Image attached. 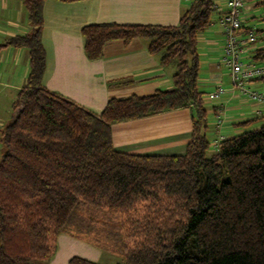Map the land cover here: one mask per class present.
Returning <instances> with one entry per match:
<instances>
[{
  "label": "trees",
  "instance_id": "16d2710c",
  "mask_svg": "<svg viewBox=\"0 0 264 264\" xmlns=\"http://www.w3.org/2000/svg\"><path fill=\"white\" fill-rule=\"evenodd\" d=\"M44 1L23 0L30 31L0 44L27 49L29 66L11 119L0 128V264H41L63 232L121 255L116 264H264V124L216 147L204 133L196 39L214 1H191L174 26H84L89 59L109 41L140 38L161 65L175 66L171 90L111 98L99 115L42 85ZM176 108L193 112L182 155L114 149L113 122ZM160 195L168 208L151 204ZM100 239L118 247L103 248ZM67 264L101 263L74 256Z\"/></svg>",
  "mask_w": 264,
  "mask_h": 264
},
{
  "label": "crops",
  "instance_id": "0c3cea01",
  "mask_svg": "<svg viewBox=\"0 0 264 264\" xmlns=\"http://www.w3.org/2000/svg\"><path fill=\"white\" fill-rule=\"evenodd\" d=\"M191 1L45 0L41 33L46 52L43 87L97 115L111 98L171 90L175 66L161 65L158 57L148 52L143 39L133 38L128 43L123 40L109 41L104 44L99 58L89 59L84 51L85 39L81 29L95 23L178 25L181 14L189 8ZM223 1H214L215 16L196 39L199 91L205 93L206 90L209 94L217 86L225 90L209 108L208 99L203 98L206 109L204 133L212 144L251 129L258 123L264 124V105L243 97L237 89H233L229 69L221 62L224 34L217 22V13ZM258 4H262L261 10ZM249 9L253 13L259 10L264 17V0H244L241 11L244 32L254 27V21H247L244 15ZM247 16L254 18L253 14ZM263 26L264 22L257 25L258 33H264ZM30 29L23 0H0V44L10 36L24 35ZM256 38L255 43L244 46L243 60L262 61L261 64H264V37ZM27 54L25 48L4 46L0 49V113L4 114L0 118V128L10 121L12 102L26 82L29 72ZM256 81H251V86L262 89V84ZM257 110L261 112L257 113ZM192 116L191 108H176L113 122V147L116 151L129 154L182 155L191 140ZM248 120L251 122L245 126L238 124ZM74 256L101 264L123 261L119 254L104 251L86 239L73 236L71 232H63L56 239L53 256L41 264H67Z\"/></svg>",
  "mask_w": 264,
  "mask_h": 264
},
{
  "label": "built area",
  "instance_id": "2783aa9c",
  "mask_svg": "<svg viewBox=\"0 0 264 264\" xmlns=\"http://www.w3.org/2000/svg\"><path fill=\"white\" fill-rule=\"evenodd\" d=\"M244 0H224L217 16V22L224 34V46L221 62L229 69L233 89L247 98L264 105V93L249 89L251 81L264 77V64H257L253 60L241 59L244 46L255 43L258 38L257 26L244 32L241 20V11ZM264 30V26H263ZM244 32V33H243ZM225 92L217 86L208 94V99L217 100ZM261 112L257 110V113ZM256 113V114H257ZM216 147V143H213Z\"/></svg>",
  "mask_w": 264,
  "mask_h": 264
},
{
  "label": "rangeland",
  "instance_id": "374dc122",
  "mask_svg": "<svg viewBox=\"0 0 264 264\" xmlns=\"http://www.w3.org/2000/svg\"><path fill=\"white\" fill-rule=\"evenodd\" d=\"M214 1H216V0H214ZM258 1H260V0H258ZM259 5V10H261L260 9V7H262V4H258ZM243 9V8H242ZM259 10H257V11H255V13H253V12H251V9H249V11L248 10H246V13H247V15H249V14H253V16H254V18H252V19H250L247 15H246V13L244 14L245 15V18L247 17V21H254V22H252V23H254L253 25L254 26H257L258 24H260V23H262V22H264V17L262 16L261 17V15L259 14ZM251 12V13H250ZM241 13V12H240ZM215 14V12L213 11V13L211 14V19L210 20H212L213 19V16H215L214 15ZM217 16V15H216ZM246 21V22H247ZM243 23H245V20H244V22ZM258 36L260 37V36H262V37H264V33H262V32H259L258 33ZM241 59L243 60L244 58H243V56L241 57ZM246 60V59H245ZM244 60V61H245ZM257 64H261V62L262 61H255ZM256 81V80H255ZM256 82H259V83H261L262 85V87H260V88H262V89H259V88H255L254 86L252 87L251 86V84H249V89H251V90H254V91H258V92H261V93H264V78H260V79H257V81ZM205 93H203V98H204V100H205V98L206 99H208V91H204ZM209 101V102H208ZM208 103L209 104H207V108H209L210 106H211V104H214V102H215V100H210V99H208ZM11 114H12V109H11ZM6 115H8V114H6ZM5 115V116H6ZM10 116V115H9ZM8 116V117H9ZM4 117V114L3 115H1V113H0V118H3ZM7 117V118H8ZM8 122V121H7ZM4 124H6V123H4ZM260 125H262V122L261 123H258L257 125H255V126H253V127H250L251 129L252 128H256V127H259ZM0 127H1V124H0ZM3 150H4V146H3V144H2V142L0 141V154L3 152ZM152 205H154L156 208L157 207H160V206H166L167 208H168V206L167 205H165V204H167V201H166V198H165V195H160V199L158 200V201H156V202H153V203H151ZM164 204V205H163ZM150 216H153V215H156V217H158V216H160V215H162V213L161 212H157V213H150L149 214ZM121 217H124V215H121ZM111 236V235H110ZM110 236H109V238H110ZM85 237H83L82 239H84ZM86 239H88V238H86ZM90 242V241H89ZM99 243H100V245L101 246H103V248H106V249H112V248H117L118 247V245L117 244H114V241H112L111 239H109L108 240V242L106 241V240H104V239H100V241H99ZM92 245H94L93 243H92Z\"/></svg>",
  "mask_w": 264,
  "mask_h": 264
}]
</instances>
